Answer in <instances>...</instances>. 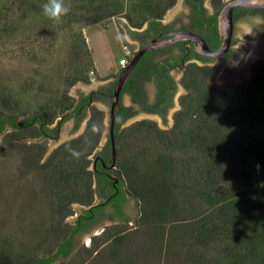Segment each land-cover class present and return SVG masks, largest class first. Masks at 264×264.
I'll return each instance as SVG.
<instances>
[{"label": "trees", "instance_id": "1", "mask_svg": "<svg viewBox=\"0 0 264 264\" xmlns=\"http://www.w3.org/2000/svg\"><path fill=\"white\" fill-rule=\"evenodd\" d=\"M47 2L0 0V57L24 66L9 74L0 68V137L25 129L55 136L67 113L80 110L81 121L90 95L77 100L67 89L90 83L93 62L82 30L112 18L152 28L176 0H63L70 10L59 22L44 14ZM217 72V65L187 66V93L168 129L151 120L120 129L115 119L117 182L103 177L109 201L84 209L72 224L65 222L72 206L94 201L98 176L90 167L103 111L91 105L84 131L45 160L42 143H17L19 167L33 182L26 207L36 212L31 241L17 254L1 244L0 264H264V65L254 64L250 80L231 87L212 83ZM128 197L139 207L134 232L105 228L89 246L75 248L95 213L112 206L121 217Z\"/></svg>", "mask_w": 264, "mask_h": 264}, {"label": "rangeland", "instance_id": "2", "mask_svg": "<svg viewBox=\"0 0 264 264\" xmlns=\"http://www.w3.org/2000/svg\"><path fill=\"white\" fill-rule=\"evenodd\" d=\"M182 10H186L183 6V1L177 0L175 5L164 14L163 21L167 22L172 17L179 15ZM251 28L252 27L246 23H240L238 25V37L235 44L233 60L216 62L218 72L212 80L213 84L220 87H231L246 83L251 78L249 67L254 63L264 62L261 59L259 60L258 58L252 57L250 53L253 47L259 45L258 41L250 36ZM82 31L93 62V68L88 71L87 75L89 80L93 77L95 81H90V83L77 82L68 88V95L74 99H77L79 92L87 93L93 88L106 86L111 82H115L120 70L119 61L125 54L123 47L127 46L131 51L137 49L130 40L127 22L122 18H112L108 22L84 28ZM61 57L63 56L61 55L60 58ZM0 68L9 74L11 71L24 68V66L18 61H10L0 57ZM243 69L247 70V75L245 79L240 80L235 76H238ZM90 71L94 72L93 76L90 75ZM6 77L8 85L11 86V76L6 75ZM147 90L151 96L153 93V86L150 85V83L147 86ZM180 92H182L181 89L179 90V93ZM176 100L177 96L175 98V109L179 108ZM123 103L126 106L130 105L128 96H123ZM96 107L104 113L105 128L94 154L100 150L101 146L104 145L106 141H109V105L97 103ZM172 112V110L168 112L166 124L160 119L138 113L129 118L122 125L121 129L140 120H151L156 122L161 129H168L173 123L171 117ZM24 118L25 117L22 116L20 120H24ZM87 118L88 115L82 120L78 128L73 127V120L70 119L66 121L60 129L58 140L41 136V134L37 135L32 130L27 129L16 135L11 133L10 130H7L0 137V245L3 244L5 248L11 249L14 254L19 250L25 249L26 243L31 241L29 240L30 238H28V226L32 220H34V214L36 212L35 209L30 212L26 207L29 190H31V184L33 182L30 181L32 177H29L19 167L20 161L15 145L17 143L22 144V142H39L45 146L47 153L51 149H54L53 147L56 145L57 141L66 142L81 134L84 131ZM32 133L36 136H32ZM90 169H92V166ZM102 201L103 199L95 191L93 203L99 204ZM86 208L87 207L74 204L72 206L73 215L69 216L65 222L67 224H72L75 218ZM138 217V203L134 198L128 197L123 217H110V210L103 211L96 218L93 226L87 233L80 234L76 237L74 246L75 248L89 246L91 239L95 236H99L105 228L124 227L128 228V231H131L134 229ZM94 231L97 235H94ZM139 243L140 241H137V239L134 240L135 245L138 246ZM39 255H41V253ZM67 262L68 260H60L55 264H67Z\"/></svg>", "mask_w": 264, "mask_h": 264}, {"label": "flooded vegetation", "instance_id": "3", "mask_svg": "<svg viewBox=\"0 0 264 264\" xmlns=\"http://www.w3.org/2000/svg\"><path fill=\"white\" fill-rule=\"evenodd\" d=\"M182 1L183 6L184 8H186V10H182L179 15L172 17L167 22H164L162 17L160 22L161 24L158 26L149 28L148 24H144L143 27L137 29L131 28L127 24L129 27L130 40L132 44H134L137 48L136 50L132 51V56L141 47L151 41H156L157 45H162L143 54V56L131 72L130 76L128 77L126 83L124 84L120 93L119 102L116 105L115 109L117 113L115 119L119 120L120 129L129 118L138 113L160 119L164 124H166L168 119V112L172 110L173 112L171 117L173 120L174 114L180 109L181 97L187 93V90L182 83L183 75L187 66L189 64H195L199 66H215L217 61L225 62L233 60L232 58L235 54V44L238 37V25L240 23L249 24V26L252 27L250 36L258 41L259 45L253 47L250 50L252 57L264 61V8H234L233 34L230 49L225 55L220 58H211L201 55L199 52H197L196 42L194 41L184 39L171 42V40L174 39L176 35L170 33L190 32L195 35L197 34L205 40L206 44L211 50L218 49L222 43V36L218 29V14L229 0ZM209 41L215 44L214 47H216V49H212V47L208 43ZM226 55H228L229 60L223 59V57ZM254 64L264 65V62ZM254 64L249 67L251 75L252 66ZM246 75L247 70L243 69L240 71V74L235 77L243 80L246 78ZM149 83L153 86V93L151 96L147 90V86ZM114 84V82H111L106 86L93 88L87 93H78L77 100H80L81 95H90L91 97H89L88 103L82 104V107L86 110L85 117L86 115H88L89 117L90 106H96L97 103L109 105L110 109L112 103L110 95L113 93ZM125 85H127L129 88L124 89ZM180 89L182 92L179 93ZM95 94H98L101 98L96 100L98 97H95ZM124 95L128 96L129 98L130 105L128 106L123 103ZM176 96V101L179 106V108L177 109H175ZM89 104L90 106H88ZM121 108H124L125 110H121ZM69 116L70 117L68 120H73L74 128H78L79 124L85 118L83 117L82 120L79 121V118L81 117V110L73 114L70 113ZM62 125L59 126L55 136H42L50 139L55 138L60 132ZM107 144L108 141H106L104 145L101 146L100 150L96 154L93 153L91 164L92 170H94L96 172V176H98V181L95 184V191L103 199V201L99 203L101 205H103L104 202L109 201V199L105 198V196L110 194L109 186L104 183L102 178L107 177L111 180L114 179L115 182H117V180L115 179V161H113L112 159L111 152L108 151ZM99 164L101 166L100 168ZM126 203L127 201H125L120 207L122 213L121 217H123L124 215V208L126 206ZM103 207L104 208L102 211L95 213L92 226L99 214H101L105 210H110V217H119L114 214V208L112 206Z\"/></svg>", "mask_w": 264, "mask_h": 264}, {"label": "water", "instance_id": "4", "mask_svg": "<svg viewBox=\"0 0 264 264\" xmlns=\"http://www.w3.org/2000/svg\"><path fill=\"white\" fill-rule=\"evenodd\" d=\"M236 7H243V8H264V0H229L221 9V11L218 14V29L222 36V43L216 50H211L208 45L206 44L205 40L200 37L199 35H195L190 32H174L170 34L176 35L174 39L171 40V42L179 41L187 39L189 41L196 42V49L197 52H199L201 55L211 57V58H220L223 55L227 53V51L230 49L231 45V39L233 34V10ZM170 43V42H167ZM162 44L157 45L156 41H151L148 44L141 47L129 60L127 65L122 69V72L120 73L119 77L117 78L115 84L113 93L110 95V98L112 99V103L109 109V119H110V125H109V141H110V149H111V155L113 161H115L116 158V147H115V136H114V124H115V118H116V105L119 102L120 93L122 91V88L124 84L126 83L128 77L130 76L131 72L143 56V54L147 51L154 50L155 48L160 47ZM91 98V97H90ZM90 106V104L88 105ZM70 115V113H67ZM60 132L57 134L54 140H58ZM80 135V134H79ZM77 137V136H75ZM74 138V137H73ZM62 141H57L56 145L53 147L54 149L58 147ZM51 149L49 152L46 153L43 160H45L49 154L54 150ZM98 205L97 203H93L91 206L87 207L86 209H89L93 206ZM94 235H97V233L94 231Z\"/></svg>", "mask_w": 264, "mask_h": 264}, {"label": "clouds", "instance_id": "5", "mask_svg": "<svg viewBox=\"0 0 264 264\" xmlns=\"http://www.w3.org/2000/svg\"><path fill=\"white\" fill-rule=\"evenodd\" d=\"M43 11L46 16L59 22L61 16L66 15L69 12V7L63 3V0H48L43 6ZM74 156H78L79 153L73 152Z\"/></svg>", "mask_w": 264, "mask_h": 264}, {"label": "built area", "instance_id": "6", "mask_svg": "<svg viewBox=\"0 0 264 264\" xmlns=\"http://www.w3.org/2000/svg\"><path fill=\"white\" fill-rule=\"evenodd\" d=\"M123 50H124V57L120 59L119 61V64H120V68H123L129 61V59L131 58L132 56V51L127 47V46H124L123 47ZM90 75L93 76L94 75V72L93 71H90ZM90 81L91 82H94L95 81V78H90ZM256 169H257V173H259V165L256 166Z\"/></svg>", "mask_w": 264, "mask_h": 264}]
</instances>
